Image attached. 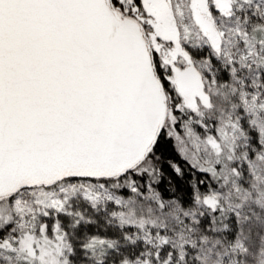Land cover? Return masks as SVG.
Masks as SVG:
<instances>
[{
  "label": "snow or ice",
  "instance_id": "obj_1",
  "mask_svg": "<svg viewBox=\"0 0 264 264\" xmlns=\"http://www.w3.org/2000/svg\"><path fill=\"white\" fill-rule=\"evenodd\" d=\"M0 264H264V0H0Z\"/></svg>",
  "mask_w": 264,
  "mask_h": 264
},
{
  "label": "trees",
  "instance_id": "obj_2",
  "mask_svg": "<svg viewBox=\"0 0 264 264\" xmlns=\"http://www.w3.org/2000/svg\"><path fill=\"white\" fill-rule=\"evenodd\" d=\"M167 155L170 156L171 158L175 159L177 161V163H181V161H179V159L177 157H175V154L171 152V150L169 149V151L167 152ZM166 167V166H165ZM166 171L168 172V174L171 176L172 173H171V170L170 169H167L166 167ZM174 178V177H173ZM175 179V178H174ZM177 183H179L177 181Z\"/></svg>",
  "mask_w": 264,
  "mask_h": 264
}]
</instances>
